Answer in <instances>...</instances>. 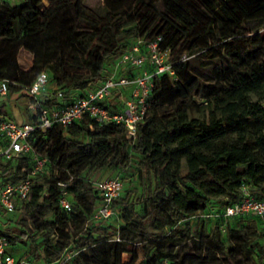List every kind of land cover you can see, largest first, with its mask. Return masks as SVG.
<instances>
[{"label": "trees", "instance_id": "1", "mask_svg": "<svg viewBox=\"0 0 264 264\" xmlns=\"http://www.w3.org/2000/svg\"><path fill=\"white\" fill-rule=\"evenodd\" d=\"M84 1L0 0V80L9 94L29 96L25 88L41 71L66 99L89 91L138 38L160 37L173 59L189 58L174 64L173 76L153 78L135 139L121 124L88 116L67 128L36 126L28 141L47 162L30 199L13 211L21 212L19 226L0 228L7 250L32 241L27 264L55 263L67 250L74 253L65 264H215L239 252L264 264V220L210 216L239 201L242 185L264 198V31H243L246 22L264 21V0H103L92 12ZM211 44L223 61L204 77L190 56ZM21 49L34 56L28 69L18 61ZM39 102L61 103L48 94ZM4 118L11 119L0 106ZM132 160L149 179L146 193L134 198L123 181L112 202L117 218L91 219L101 196L86 175H119ZM33 165L30 155L0 159V182L26 178ZM46 167L47 181L38 182ZM59 181L68 183L73 210L59 204ZM192 218L200 223L194 231ZM187 242L206 252L189 255Z\"/></svg>", "mask_w": 264, "mask_h": 264}, {"label": "built area", "instance_id": "2", "mask_svg": "<svg viewBox=\"0 0 264 264\" xmlns=\"http://www.w3.org/2000/svg\"><path fill=\"white\" fill-rule=\"evenodd\" d=\"M12 1V0H5ZM161 38L153 40L136 39L128 49L121 53L106 70L104 78L91 90L76 94L66 99L64 92L54 84L46 71L39 72L25 92L34 99L30 110L37 115L36 123H18L12 119L0 120V159H11L21 155L33 157L34 165L29 175L17 182H0V206L8 213L28 201L34 185V178L41 172L47 162L29 144L28 138L36 126L49 128L58 123L64 128L88 116L101 123H116L124 126L127 137L135 139L137 126L142 122L150 107L151 91L154 77L175 74L174 64L189 58L182 54L173 59L170 49H162ZM51 89V90H49ZM52 95L60 104L43 106L39 96ZM8 83L0 80V95L6 96ZM60 187L59 204L62 209L73 210L71 193L67 182H57ZM101 196L100 203L91 215L93 220L117 218V211L112 202L122 188L123 180L119 175L93 182ZM241 199L227 205L222 213L210 214L224 219L233 216H253L264 220V198H256L247 186L242 185ZM8 241L0 234V264H27L8 252ZM73 250L65 251L63 257L52 264H65L73 255Z\"/></svg>", "mask_w": 264, "mask_h": 264}, {"label": "rangeland", "instance_id": "3", "mask_svg": "<svg viewBox=\"0 0 264 264\" xmlns=\"http://www.w3.org/2000/svg\"><path fill=\"white\" fill-rule=\"evenodd\" d=\"M21 0H12V3H19ZM103 3V0H85L84 1V7L87 11H94L95 9L101 7ZM243 31L246 34H253L255 32H261L264 31V21L262 20H255V21H249L246 22L243 26ZM128 45L130 44L131 40L126 39L125 40ZM188 45L189 43L184 41L181 44V47L183 50L188 51ZM218 44L209 46L208 48H204L202 50H198L193 52V54L190 56L191 59H193L194 65L193 70L201 75L206 77L211 72V68L214 66L215 63H219L223 61V57L221 55V52L218 51ZM212 56L214 58H212ZM33 54L29 52L28 50L21 49L18 53V61L22 67H31V64L33 62ZM111 59L109 61V65H107V68H110L113 64L115 59ZM51 90V89H49ZM47 92V90L44 92V94ZM43 94V93H42ZM15 98L11 99V96H14ZM5 101L9 104V112H12L11 109L17 108L16 112V118L12 115L11 119L18 122H29L31 120L30 115V97L26 94H20V93H13L5 96ZM49 168L46 167L45 173H42L38 176L37 181L41 183H45L47 181V178L49 177ZM126 170H122V173H120V176H123L124 186L130 187L132 190L133 197L136 198L140 195H143L147 191V187L149 184V179L147 178V175L144 173V171L139 168V166L136 164L135 161H131L130 164L125 168ZM112 174H114V171L111 169H101V170H93L89 172L86 177L88 179L92 180H101L110 177ZM21 212L17 210V212L8 213L5 212L0 207V228L5 230L7 226L9 227H16L19 226L18 218L20 217ZM9 219V220H7ZM7 220V222H6ZM193 231L195 229H199L200 223L196 221L195 218H192L189 220ZM213 223V220L210 222ZM206 232L209 230V226L206 223ZM39 239V236L37 237ZM226 243L230 244V241H226ZM261 243H264V238L261 239ZM34 243L30 240L27 241L25 245H20L15 250L8 249L9 252L12 253L15 257L21 256L23 259L31 260L33 257V249ZM185 250L189 253V255H203L206 251H204L201 248H198L195 244L191 242H187L185 246ZM125 257V256H123ZM215 264H261L256 259H252L249 254H245L243 252H239L236 254L235 257L228 258L223 255H220L216 257Z\"/></svg>", "mask_w": 264, "mask_h": 264}, {"label": "crops", "instance_id": "4", "mask_svg": "<svg viewBox=\"0 0 264 264\" xmlns=\"http://www.w3.org/2000/svg\"><path fill=\"white\" fill-rule=\"evenodd\" d=\"M24 69H28V67H24ZM43 94H44V92H43ZM4 98H5L4 96H1V95H0V106H3L4 111H5L10 117H12V115H13V116H15V118H16L17 108L11 109L12 112H9V109H8V108H9V105H8L9 103L6 102ZM13 98H15V95H14V96H11V99H13ZM31 112H32V111H30V114H31Z\"/></svg>", "mask_w": 264, "mask_h": 264}]
</instances>
